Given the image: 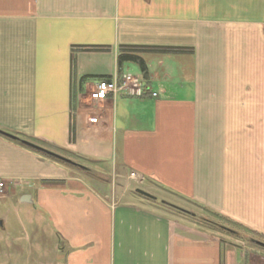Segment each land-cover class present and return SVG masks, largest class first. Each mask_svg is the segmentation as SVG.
I'll return each instance as SVG.
<instances>
[{"label":"crops","instance_id":"crops-1","mask_svg":"<svg viewBox=\"0 0 264 264\" xmlns=\"http://www.w3.org/2000/svg\"><path fill=\"white\" fill-rule=\"evenodd\" d=\"M122 46L179 51L144 75ZM101 81L120 90L94 101ZM0 129L111 168L94 186L0 135L6 195L28 190L58 264H264V0H0Z\"/></svg>","mask_w":264,"mask_h":264},{"label":"rangeland","instance_id":"rangeland-1","mask_svg":"<svg viewBox=\"0 0 264 264\" xmlns=\"http://www.w3.org/2000/svg\"><path fill=\"white\" fill-rule=\"evenodd\" d=\"M130 74L134 76L136 73L130 71ZM60 155L64 156L63 154ZM69 159L72 160V163L84 167L81 170L78 166L75 167L58 162L70 167L71 174L81 175L94 186L98 185V181L104 185L111 184L113 175L109 166L102 163L84 161L73 155ZM101 170L104 173L100 172ZM117 184L119 183L117 182ZM8 189L9 186L5 194L0 196V221L6 217L5 227L0 226V264H58V258L53 248L57 237L48 219L38 215L36 206H27L19 202L20 195L28 190L23 191L20 188L16 195L9 196V194L6 195L7 192L9 193ZM152 204L169 213L178 214L179 216L181 214L163 202H151ZM191 211L195 212L200 218L213 219V216L204 212L200 206H191ZM183 217L197 222L194 216L184 214Z\"/></svg>","mask_w":264,"mask_h":264},{"label":"trees","instance_id":"trees-1","mask_svg":"<svg viewBox=\"0 0 264 264\" xmlns=\"http://www.w3.org/2000/svg\"><path fill=\"white\" fill-rule=\"evenodd\" d=\"M91 48L93 47H88V48H85V47H74L73 48V52L76 51V50H83V49H89V50H92ZM96 49V47L94 48ZM97 49H100L99 47ZM150 51H160V52H168V53H176L178 52L179 50L174 48V47H163V48H157V47H135V46H122L121 49H120V52H119V55H118V63L119 65L121 66L124 62H127V61H130V62H135V63H138L140 68H141V71L143 72L144 75H147L148 73V67H147V63L145 61V59L143 58V53L145 52H150ZM1 130V129H0ZM2 135V134H0ZM74 137H75V131L73 130V128H71V141L74 140ZM13 141L21 144L22 146L24 147H27L37 153H39L41 156L45 157V158H48V159H51L53 161H56V162H59V163H63V164H66V165H70V166H78L80 167V169H83L84 167L81 166V165H78V164H75V163H72V162H67V161H64L62 159H59L58 157L56 156H53V155H50L46 152H43L41 150H37L35 148H32L30 147L29 145L25 144L23 142V140H25L23 137H20V136H17L15 135L14 138H11ZM28 141V140H27ZM29 142H33V141H29ZM33 143H36L37 145L39 146H42L48 150H51V145L45 143L44 141H35ZM53 152H56L58 154H63L64 156L66 157H70L68 154H66V150L63 149V148H59L57 147L56 150H54ZM85 170H89V169H85ZM47 183H59L61 181L59 180H50V181H45ZM166 204L167 206H171L172 208L180 211V212H184L186 214H190L188 213L187 211L177 207V206H174V205H171L169 203H164ZM204 208V207H202ZM205 209V208H204ZM199 222L201 225H210V226H214L216 227L218 230H221V231H227L229 230L228 227L224 226L223 223H219V222H215L213 220H210L208 218H200L199 217Z\"/></svg>","mask_w":264,"mask_h":264},{"label":"built area","instance_id":"built-area-1","mask_svg":"<svg viewBox=\"0 0 264 264\" xmlns=\"http://www.w3.org/2000/svg\"><path fill=\"white\" fill-rule=\"evenodd\" d=\"M132 75H127L125 77L124 86L130 88L131 81H133ZM123 88V87H122ZM120 90V87L117 86L116 82H108V81H101L97 83L89 92L90 98L94 101H104L107 100L110 93H115ZM154 96L157 95L156 93L153 94ZM91 123L98 122V117H91L89 119ZM137 173L132 172L131 177L137 178ZM10 186L5 179L0 177V196L5 194L7 187ZM235 264H245L244 262H237Z\"/></svg>","mask_w":264,"mask_h":264},{"label":"water","instance_id":"water-1","mask_svg":"<svg viewBox=\"0 0 264 264\" xmlns=\"http://www.w3.org/2000/svg\"><path fill=\"white\" fill-rule=\"evenodd\" d=\"M0 133L3 134V135L9 136V137H11V138H14V137H15L14 135L9 134V133H7V132H5V131H2V130H0ZM23 142H24L25 144L29 145V146L32 147V148H35V149H37V150H41V151H43V152H46V153H48V154H50V155L56 156V157H58L59 159H62V160H64V161L72 162L71 159H69V158H67V157H65V156H62V155H60V154H58V153H56V152H53V151H51V150H48V149H46V148H44V147H42V146H39V145H37V144H35V143L29 142V141H27V140H23ZM137 191H138L139 193H141V194L147 196V197H153L150 193L146 192V191L143 190V189H137Z\"/></svg>","mask_w":264,"mask_h":264}]
</instances>
